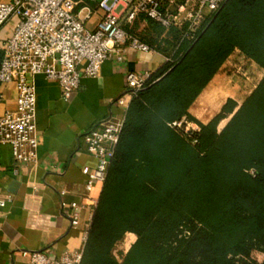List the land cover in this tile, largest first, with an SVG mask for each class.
I'll return each mask as SVG.
<instances>
[{"label": "trees", "instance_id": "obj_1", "mask_svg": "<svg viewBox=\"0 0 264 264\" xmlns=\"http://www.w3.org/2000/svg\"><path fill=\"white\" fill-rule=\"evenodd\" d=\"M181 36L143 39L170 60L129 104L84 264H264V76L207 123L190 112L236 50L264 69V0H226L194 39ZM184 118L199 129L170 125Z\"/></svg>", "mask_w": 264, "mask_h": 264}, {"label": "built area", "instance_id": "obj_2", "mask_svg": "<svg viewBox=\"0 0 264 264\" xmlns=\"http://www.w3.org/2000/svg\"><path fill=\"white\" fill-rule=\"evenodd\" d=\"M226 0H0V30L11 26L9 36L0 43L3 58L0 84L15 83L17 107L0 114V148L12 149L15 163L33 165L38 158L37 93L35 77L44 75L56 82L64 99L79 89L84 77H96L102 65L114 57L123 59L128 49L155 51L145 42L136 24L141 19L157 23L165 33L181 31V39H194L206 22ZM99 15L95 27L89 22ZM142 22V21H141ZM170 58H167L169 61ZM151 76L150 71H129L123 95L117 100L125 108L121 119L97 121L82 138L87 152L96 160L88 175L86 190L104 184L122 134L127 109ZM185 118L170 124L190 126ZM199 129V128H198ZM189 128V130H198ZM17 173V168L14 170ZM99 199L88 195L87 206ZM6 200L0 198V206ZM85 205L76 204L67 213L72 226L80 223ZM62 208L68 209L66 203ZM89 232V231H88ZM84 245L77 250L50 255L43 251H25L29 264H84Z\"/></svg>", "mask_w": 264, "mask_h": 264}, {"label": "crops", "instance_id": "obj_3", "mask_svg": "<svg viewBox=\"0 0 264 264\" xmlns=\"http://www.w3.org/2000/svg\"><path fill=\"white\" fill-rule=\"evenodd\" d=\"M99 18L96 15L89 26L95 27ZM141 21L135 30L142 39H157L163 31L151 20ZM10 32L9 24L0 30V43ZM167 58L169 54L156 48L152 52L128 49L123 59L114 57L106 61L98 76L84 77L69 99L62 97L56 82L42 74L35 77L37 161L33 165H18L10 146L0 148V198L6 200L5 205L0 206V264H29L25 251L58 255L84 245L95 211L94 206L86 204L88 195L99 199L103 185L96 182L90 194L86 190L88 175L95 169L96 160L87 152L82 136L97 121L124 117L125 108L117 100L124 93L129 71L155 72ZM203 93L190 112L207 123L226 100L216 107L218 89L200 106ZM16 107V84H0V114ZM62 203H66L68 209L62 208ZM76 204L85 206L80 212L79 225L72 226L67 213Z\"/></svg>", "mask_w": 264, "mask_h": 264}, {"label": "rangeland", "instance_id": "obj_4", "mask_svg": "<svg viewBox=\"0 0 264 264\" xmlns=\"http://www.w3.org/2000/svg\"><path fill=\"white\" fill-rule=\"evenodd\" d=\"M263 74L264 70L259 65L246 58L239 51H235L210 82L208 90L212 94L213 91L219 89V102L222 99L227 100L228 97L243 102L262 79ZM202 102L199 104L200 106H203L206 101L203 99ZM210 114L212 115V111ZM193 127L194 129H198V126L193 122H191L190 126L185 125V129H193ZM136 239L137 236L134 233H127L125 235L123 246L126 252L129 251Z\"/></svg>", "mask_w": 264, "mask_h": 264}]
</instances>
